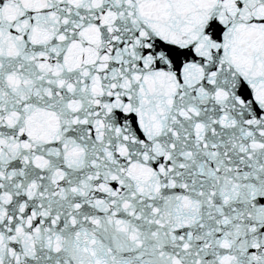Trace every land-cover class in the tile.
Returning <instances> with one entry per match:
<instances>
[{"label": "snow or ice", "instance_id": "obj_1", "mask_svg": "<svg viewBox=\"0 0 264 264\" xmlns=\"http://www.w3.org/2000/svg\"><path fill=\"white\" fill-rule=\"evenodd\" d=\"M0 264H264V0H0Z\"/></svg>", "mask_w": 264, "mask_h": 264}]
</instances>
